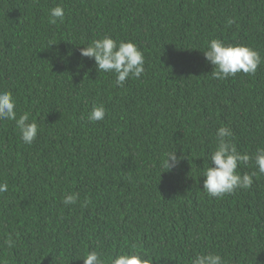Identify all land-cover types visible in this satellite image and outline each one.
I'll use <instances>...</instances> for the list:
<instances>
[{
    "label": "trees",
    "instance_id": "obj_1",
    "mask_svg": "<svg viewBox=\"0 0 264 264\" xmlns=\"http://www.w3.org/2000/svg\"><path fill=\"white\" fill-rule=\"evenodd\" d=\"M57 5L64 19L52 24ZM104 35L140 48V79L120 87L81 56ZM215 38L258 51L256 73L213 79L203 51ZM2 90L39 132L28 145L15 121H0V264H84L86 250L107 264L129 249L153 264L203 252L264 264V174L222 198L202 176L221 125L241 153L264 147V0H0ZM93 104L102 121L88 120ZM175 150L186 158L168 171Z\"/></svg>",
    "mask_w": 264,
    "mask_h": 264
},
{
    "label": "clouds",
    "instance_id": "obj_2",
    "mask_svg": "<svg viewBox=\"0 0 264 264\" xmlns=\"http://www.w3.org/2000/svg\"><path fill=\"white\" fill-rule=\"evenodd\" d=\"M64 8L57 5L49 10V22L52 24L64 19ZM233 21L229 20V23ZM55 43H52L54 45ZM51 48V47H50ZM82 57L94 58L99 72L111 73L115 77V84L123 87L128 78L140 79L145 72L143 52L132 41L120 40L117 42L110 35L94 39L87 46L80 49ZM205 60L214 66L211 75L213 79L224 80L234 77L237 73L255 74L262 63V57L255 49L243 45L232 44L215 38L206 42L203 51ZM58 55V54H57ZM72 53H68L71 56ZM17 102L9 90L0 91V121H15L20 138L25 144H32L39 132V126L29 113L17 114ZM106 109L103 104H93L88 114V120L95 123L105 118ZM233 132L227 125H221L216 131V147L209 154L211 165L203 172L205 177L203 191L210 197L222 198L234 193L237 189L252 187L254 177L264 174V147H257L251 155L241 153L232 142ZM185 156H178L177 150L169 151L162 162V167L171 171L179 167ZM254 161L258 171L241 175L238 165H248ZM8 191L6 182H0V194ZM79 194H66L62 198L64 205H75ZM8 248L15 244L12 235L4 240ZM84 264H106L104 258L96 250H86L83 256ZM107 264H153V259L146 253L136 249L121 251L107 258ZM190 264H228L220 254L215 252L199 253L191 259Z\"/></svg>",
    "mask_w": 264,
    "mask_h": 264
}]
</instances>
